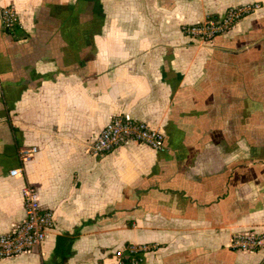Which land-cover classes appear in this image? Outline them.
I'll return each mask as SVG.
<instances>
[{
    "label": "crops",
    "instance_id": "crops-1",
    "mask_svg": "<svg viewBox=\"0 0 264 264\" xmlns=\"http://www.w3.org/2000/svg\"><path fill=\"white\" fill-rule=\"evenodd\" d=\"M254 2L212 41L183 30ZM116 114L165 148L92 154ZM27 184L55 226L0 264H118L129 243L143 264H264V246H232L264 233V0H0V234Z\"/></svg>",
    "mask_w": 264,
    "mask_h": 264
},
{
    "label": "built area",
    "instance_id": "built-area-1",
    "mask_svg": "<svg viewBox=\"0 0 264 264\" xmlns=\"http://www.w3.org/2000/svg\"><path fill=\"white\" fill-rule=\"evenodd\" d=\"M259 7L258 2L232 6L221 16L209 15L204 21L184 25L183 30L194 39L212 41L218 34L228 31L241 18ZM18 23L19 17L15 8L12 5L6 6L2 11L3 27L10 30ZM130 142H142L154 149L163 150L165 134L143 120L116 114L91 141L89 149L92 154L104 155ZM36 151L37 148L33 147L26 154L30 155ZM11 173L17 175L20 169H13ZM22 197L25 217L15 223L9 231L0 234V259L12 258L40 247L47 239L49 230L55 226V213L52 209L43 207L36 186L25 185ZM232 246L236 249L256 250L264 246V233L250 229L237 233L233 238ZM149 248L146 244H130L118 249L115 252L118 264H143L144 253ZM126 251L132 256H138L126 261L124 258Z\"/></svg>",
    "mask_w": 264,
    "mask_h": 264
},
{
    "label": "trees",
    "instance_id": "trees-1",
    "mask_svg": "<svg viewBox=\"0 0 264 264\" xmlns=\"http://www.w3.org/2000/svg\"><path fill=\"white\" fill-rule=\"evenodd\" d=\"M14 28H16V26H15ZM14 28H12V29H10V30H13ZM165 146H166V136H165ZM127 245H130V243L127 244ZM136 256H138V255H133V256H132V255H130V254L128 253V251H126V252H125V256H124V258L126 259V261H130L132 257H136Z\"/></svg>",
    "mask_w": 264,
    "mask_h": 264
}]
</instances>
